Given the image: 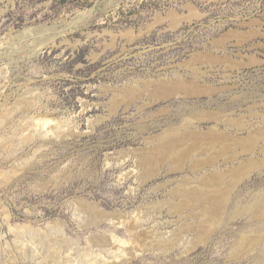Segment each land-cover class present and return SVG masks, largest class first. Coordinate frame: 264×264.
<instances>
[{"label": "rangeland", "instance_id": "obj_1", "mask_svg": "<svg viewBox=\"0 0 264 264\" xmlns=\"http://www.w3.org/2000/svg\"><path fill=\"white\" fill-rule=\"evenodd\" d=\"M0 264H264V0H0Z\"/></svg>", "mask_w": 264, "mask_h": 264}, {"label": "bare ground", "instance_id": "obj_2", "mask_svg": "<svg viewBox=\"0 0 264 264\" xmlns=\"http://www.w3.org/2000/svg\"><path fill=\"white\" fill-rule=\"evenodd\" d=\"M163 88H165V87H163ZM162 90H163V89H162ZM164 90H166V88H165ZM28 103L30 104V102H28ZM44 123H46V119H44ZM44 126H45V124H44ZM164 138H166V137H164ZM164 138H163V139H164ZM169 138H170V137H169ZM178 139H179V138H178ZM170 140H171V139H170ZM170 140H168V141H166V142L163 141V142H162V144H163L162 147H165V148H167V150H168L169 148H170V149L173 148V145H175L176 143H178V141H174V140H171V141H170ZM179 140H180V139H179ZM180 141H181V140H180ZM177 145H178V144H177ZM174 147H175V146H174ZM176 148H177V146H176ZM162 149H163V148H162ZM173 149H175V148H173ZM173 149H172V150H173ZM163 150H164V149H163ZM167 150H166V151H167ZM164 151H165V150H164ZM168 152H170V151H168ZM163 154H164V153H163ZM166 154H167V153H166ZM231 188H233V187H232V186L229 187L230 190H231ZM219 190L222 191V189H219ZM227 190H228V189H227ZM232 190H233V189H232ZM215 191H216V190H215ZM217 191H218V190H217ZM223 191H225V190H223ZM223 191L221 192V194L223 193ZM228 191H229V190H228ZM227 193H228V192H226V194H223V195H222L223 197H222L220 193L217 194V193L215 192V194L219 195L220 198L222 197V199H223V198L225 197V202H224V200H222L223 202L220 201V203H226V202L228 201V200H227L228 198H226V196H228ZM194 194H195V196H196V193H194ZM182 195H183V194H182ZM191 195H193V194H191ZM204 195H205V194H204ZM224 195H225V196H224ZM189 196H190V195H189ZM191 197H192V196H191ZM191 197H188V198H191ZM229 197H230V196H229ZM193 198H195V197L193 196L192 199H193ZM207 199H209V198H207ZM207 199H206V200H207ZM185 200H186V199H185ZM220 200H221V199H220ZM226 200H227V201H226ZM221 205H222V204H221ZM221 205H220V206H221ZM216 206L220 207L219 204H218V205L216 204ZM222 206H224V205H222ZM180 208H181V207H180ZM90 209H91V208H90ZM92 210H93V209H92ZM217 210H219V209L217 208ZM174 213H175V212H174ZM214 214H215V213H214ZM196 215H197V214H196ZM191 217H192V216H191ZM131 221H132V220H131ZM204 224H205V223H204ZM201 225H202V224H201ZM204 230H205V229H204ZM115 241H116V240H115ZM131 241H132V240H131ZM125 242H126V241H125ZM99 243H100V242H99ZM120 243H121V242H120ZM100 244H101V243H100ZM124 244H125V243H124ZM109 246H110V245H109ZM153 246H154V245H153ZM124 247H125V246H124ZM117 251H118V250H117ZM125 252H126V251H125ZM130 253H132V252H130Z\"/></svg>", "mask_w": 264, "mask_h": 264}]
</instances>
